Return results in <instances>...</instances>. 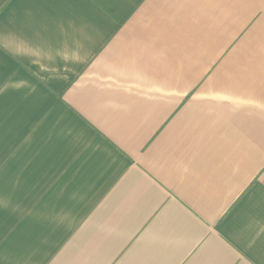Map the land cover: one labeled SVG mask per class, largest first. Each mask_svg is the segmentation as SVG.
I'll list each match as a JSON object with an SVG mask.
<instances>
[{
  "label": "crops",
  "instance_id": "crops-1",
  "mask_svg": "<svg viewBox=\"0 0 264 264\" xmlns=\"http://www.w3.org/2000/svg\"><path fill=\"white\" fill-rule=\"evenodd\" d=\"M0 264H264V0H0Z\"/></svg>",
  "mask_w": 264,
  "mask_h": 264
}]
</instances>
